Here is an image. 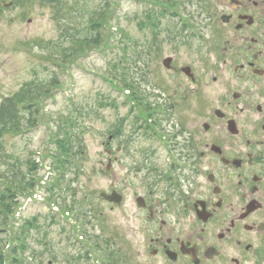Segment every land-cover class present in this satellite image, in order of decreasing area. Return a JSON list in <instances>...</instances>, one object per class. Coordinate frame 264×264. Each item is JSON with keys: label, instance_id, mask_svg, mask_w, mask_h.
<instances>
[{"label": "flooded vegetation", "instance_id": "flooded-vegetation-1", "mask_svg": "<svg viewBox=\"0 0 264 264\" xmlns=\"http://www.w3.org/2000/svg\"><path fill=\"white\" fill-rule=\"evenodd\" d=\"M181 1L197 17L149 32L132 120L105 144L110 171L128 162L113 199L100 197L112 221L99 212L102 226L89 229L83 206L71 218L77 253L61 263L51 252L48 264H264V0ZM155 58L169 79L150 68ZM217 69L245 88L214 107L202 82ZM127 125L129 148L114 149Z\"/></svg>", "mask_w": 264, "mask_h": 264}, {"label": "rangeland", "instance_id": "rangeland-1", "mask_svg": "<svg viewBox=\"0 0 264 264\" xmlns=\"http://www.w3.org/2000/svg\"><path fill=\"white\" fill-rule=\"evenodd\" d=\"M21 1L23 2L19 5H10V0H4L2 4L0 2V105L7 98L18 94L26 85L33 84L34 88L41 89H36L38 98L35 97L34 102L29 101L37 108V122L33 128L28 129L29 113L21 107L20 129L15 133L4 135L3 138L0 171L7 172V166L3 164L7 162H4V159L6 161L9 157H16L19 164H25L23 167L20 165L18 167L27 174V177L21 180L26 190H23L20 184L9 185L4 181L0 183H5L0 188L3 193L16 191L10 211L0 213V251H2L0 258L3 259L0 262L13 264L14 254L11 251L18 246L16 237L21 229L32 231L30 238L26 239L29 250L22 256L26 264H48L51 260V252L55 253L58 262L63 263L69 256L77 253L70 247L77 237L71 231L74 220L65 213L66 211L63 214L61 211L58 212L55 205L47 200L51 194L50 189L52 187L58 189V193H54V198L59 205L65 207L67 204L72 205L73 202L83 203L85 216L81 215V218L89 223V229L98 230L102 226L99 212L106 213V220L112 221L113 215L109 207L101 202L100 194L109 193L111 186L118 181V177L126 175L128 162L122 164L123 167H112L107 173L108 157L105 154V144L108 143L119 120L125 119V123L128 121L130 123L132 120L128 106L131 93L112 82V76L117 72L122 74L129 62V59L124 60L123 49L131 59L136 60L137 66L131 69L139 68L142 70L141 73H144L143 65L147 61L150 63V60H147L145 52H142V56L134 57L133 51L136 50L137 53L141 50L146 51L150 34L149 29L145 28L141 31L139 23L144 21L149 9L152 10L155 5H160L161 1L164 4L170 1L89 0L92 8L97 11H109L107 18L113 27L110 31L108 26L104 25L101 31L102 39H95L98 40L97 45H83L81 51L73 54L76 45L72 44L71 39L62 42L63 26L58 22L60 17L55 15V6L44 5L40 0ZM72 1L80 2V0ZM152 1L154 6H151ZM5 4L10 6L5 7ZM185 8L179 11L180 16L169 17L163 25H175L180 18L194 21L197 17V7L193 4L186 5ZM75 18L77 19H71L75 28L81 24L80 30L85 31L88 34L86 36L98 37L89 31L86 17L83 18V22L79 16ZM79 37L85 38V36ZM57 43L61 47L58 52L51 49ZM62 48L66 49L69 57H64L66 53H62ZM189 61L186 56L181 60L182 64ZM198 66L201 71L202 65ZM150 68L154 72H160L161 78L169 79L163 70L162 61L158 58L152 60ZM219 69L209 72L202 82L206 85L203 94L211 100L214 99L211 103L214 107L218 106L217 99L225 94L228 88H232V92L241 93L245 88V85L236 80L232 73ZM134 77L136 80H133L138 82L137 85L143 88L145 73L144 79H141V74ZM213 78H217V82H214ZM157 89L160 91L156 90L155 93H161L163 90V88ZM115 105H117L116 109ZM83 110L88 112V117H82ZM73 114L80 116L79 124L74 125V128L78 132L76 139H82L84 146L82 155L76 160L78 169L70 170L68 166H64L62 169L66 170V173L62 185L57 187L58 184L54 179L56 173L51 169L57 167L58 172V166H62L64 162L56 158L57 161L53 163L54 159L49 157V154L57 152L59 155L58 139L64 140L62 132L64 130L59 127L72 118ZM128 128L129 125L125 136H122V142L116 141L112 144L114 149L122 148L121 145L129 148ZM79 134H81L80 138ZM52 135L56 136L54 146L51 143ZM139 145L148 146L141 142ZM33 160L40 164L37 173H33L31 168L29 170L26 166ZM33 181L36 185L30 189L27 183ZM12 194L13 192L7 193L8 196ZM63 194L66 199L63 198ZM53 213L56 214V221L52 225L50 214ZM35 218L36 221H33ZM29 223L34 224V228H29Z\"/></svg>", "mask_w": 264, "mask_h": 264}, {"label": "trees", "instance_id": "trees-1", "mask_svg": "<svg viewBox=\"0 0 264 264\" xmlns=\"http://www.w3.org/2000/svg\"><path fill=\"white\" fill-rule=\"evenodd\" d=\"M12 5H19L20 3H22L23 1L18 0H10ZM42 2V4L44 5H54L55 6V15L56 17H60L58 18V22L60 24V26H63L62 30H63V35L61 36L62 38V42L65 41V39H71L70 41L72 42L73 45H79V47H74L72 54L75 52H79L82 50V46L84 45H97V41L99 39H102V35H101V31L104 25L108 26L109 22H108V13L109 11H97V9L92 8V6L90 5L89 0H83V2L80 0L79 3H73L72 0H40ZM160 1V0H157ZM1 4L4 2V0H0ZM74 8V9H73ZM80 18V20H82V22L84 21L83 18L86 17L88 22V29L90 32H93L95 36L98 35V37H94L93 35H91V38L89 36H86L88 34L85 33V31L80 30L81 24L78 27H74V25L71 22V19H77L75 17ZM152 23H154V18L152 16L151 18ZM154 26V25H153ZM141 29L143 30V22H141ZM79 36H85V38H80ZM98 38V40L96 41L95 39ZM64 43V42H63ZM71 44V43H70ZM59 47V43H57L56 45H54V47H52L51 49L56 50L57 52L60 51ZM71 47L69 46V49ZM62 53H66L64 55V57H69L68 53L66 51L65 48H62ZM60 54V53H57ZM68 59V58H67ZM132 62V67L133 65H135L136 60L131 59L130 60ZM138 62V60H137ZM130 68L131 65L128 63L127 66L124 68V72L122 74H119L118 72L116 74H114V76H112L113 80L112 82L117 83L118 87L121 88H128L132 82H130L131 80H133V77L129 74L130 73ZM142 72V71H141ZM141 74V79H144V73H140ZM144 81V80H143ZM127 82H130L127 83ZM112 84V83H111ZM36 89H41V88H34L33 84L31 85H26L24 86L20 92L18 94H16L13 97L7 98L6 100H4L2 102V104L0 105V151L1 149H3L4 144H3V138L4 135L10 133H15L20 129V126L22 124V119L20 118V114L19 112H21V110H25L26 112H28L29 114L27 115V120H28V129H32L34 124H36L37 122V111H36V107L32 106L30 104L29 101L34 102V98L37 97L38 98V93L36 91ZM22 107V109H21ZM88 112L87 111H82V117L86 118L88 117ZM80 121V116L73 114L72 118L66 120L64 122L63 125H61L59 128H62L63 134H64V140L62 139H58V149H59V155L56 152V158H58L59 160H63L64 164H68L69 166H71L72 170H76V160L78 158V156L81 155L82 153V147L83 142L82 139H76L77 138V134L78 132L76 131V129L74 128V125L79 124ZM84 135V134H82ZM81 137V134H79V138ZM62 152H63V156H62ZM11 159V160H9ZM7 159L4 162L7 163H3L4 165L7 166V172H1L0 171V183L4 180H9V179H13L12 182H10L11 184L14 181H21L25 179L26 174L22 172L21 168L18 167V165H20L21 167H23L25 164H19L18 163V159H16V157ZM28 168L30 167H34L31 168V171L34 172L36 169V162L35 160L33 161H29L28 162ZM11 174V177L9 176V174ZM2 185L4 184H0V188L2 187ZM24 190H26L24 188ZM7 197H5V193H3L0 190V213H4L6 212V208L7 211L9 209V206L6 205L7 202Z\"/></svg>", "mask_w": 264, "mask_h": 264}, {"label": "water", "instance_id": "water-1", "mask_svg": "<svg viewBox=\"0 0 264 264\" xmlns=\"http://www.w3.org/2000/svg\"><path fill=\"white\" fill-rule=\"evenodd\" d=\"M109 198H110V199H113V196H112V197L110 196ZM111 201H113V200H111Z\"/></svg>", "mask_w": 264, "mask_h": 264}]
</instances>
